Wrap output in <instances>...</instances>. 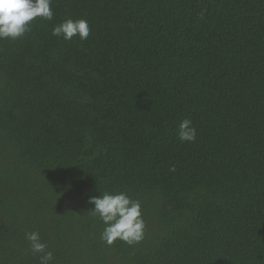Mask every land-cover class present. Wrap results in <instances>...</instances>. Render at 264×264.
Instances as JSON below:
<instances>
[{
  "label": "trees",
  "instance_id": "obj_1",
  "mask_svg": "<svg viewBox=\"0 0 264 264\" xmlns=\"http://www.w3.org/2000/svg\"><path fill=\"white\" fill-rule=\"evenodd\" d=\"M51 8L0 41V264H39L32 231L54 264H264V0ZM100 192L141 202L142 242L101 239Z\"/></svg>",
  "mask_w": 264,
  "mask_h": 264
},
{
  "label": "clouds",
  "instance_id": "obj_2",
  "mask_svg": "<svg viewBox=\"0 0 264 264\" xmlns=\"http://www.w3.org/2000/svg\"><path fill=\"white\" fill-rule=\"evenodd\" d=\"M52 0H0V41H16L31 31L38 19L52 21L54 12ZM90 26L85 19H67L53 27L52 35L71 42L74 38L86 41L90 36ZM177 137L182 143H193L197 130L190 119L180 122ZM170 171L175 172L173 166ZM101 193V192H100ZM94 207L89 211L99 217L104 224L101 239L109 246L118 240L129 246L142 242L146 235V222L142 204L127 192H103L89 198ZM31 252L38 256L39 264H54V254L48 244L41 239L38 231L26 233Z\"/></svg>",
  "mask_w": 264,
  "mask_h": 264
}]
</instances>
